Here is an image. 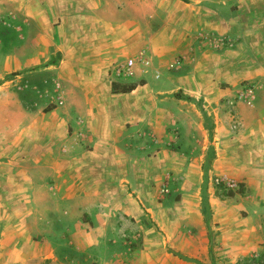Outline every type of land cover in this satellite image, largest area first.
<instances>
[{"label":"crops","instance_id":"obj_1","mask_svg":"<svg viewBox=\"0 0 264 264\" xmlns=\"http://www.w3.org/2000/svg\"><path fill=\"white\" fill-rule=\"evenodd\" d=\"M128 9L131 11L132 19L129 21L131 27L124 31L127 33L126 38L120 39L122 30L115 28L120 27V22H114L116 23L114 26L103 23L105 28L114 30L110 36L111 41L105 39L91 41L94 43L91 46L85 43L76 47L59 44L64 56L61 67L54 70H57L59 82L57 85L64 90L68 80L67 64L79 54L92 66L90 77H93L97 89L104 92L106 86L107 93H111L112 96L123 95L121 100L113 101L121 109V114L117 117L113 114L117 122L111 127L112 132L116 133L115 138L118 141H127L129 148H136L132 153L134 158L137 159L138 155L148 162L147 171L153 173V180H150L149 184L156 188L157 192H154L152 198L145 199L138 192L140 196L137 198L127 195L121 199L112 189L118 190L120 185L124 187L125 182L135 189L129 181L122 180L120 183H113L110 188L87 193L83 191L81 184L70 180L68 176L70 164L55 163L56 145L61 143L66 146L63 155L68 157L76 153L81 154L83 150L79 146L72 149L69 141L71 139L68 140L64 132L62 136L59 135L57 128L60 127V123L64 126L70 124L76 131L73 132L76 135L74 138H88L92 142L95 141L97 146H100L98 143L105 138L95 135L89 126L91 123L89 118L81 116L76 111L65 113L56 109L50 115L41 114V108L50 102L52 95L47 92L37 95L36 88L39 90L38 83L48 84L50 75H54L51 71H42L31 76H21L18 102L17 97L15 103L12 98L8 99L9 94L0 101V107L2 105L6 111L0 114V228L6 226L7 220L13 219L14 235L26 234L27 231H22V228L28 227L29 218L23 214L29 213L32 214L31 219L36 222L35 225L28 222L34 227V231L44 227L40 224V218L47 220V223H44L46 227L49 221L57 218L62 221L60 227L65 229L71 212H77L81 215L87 214L96 220L95 228L98 232L113 236L118 233V228L122 227L119 219L124 217L126 223L123 228L140 229L142 232L140 234L144 237L143 250L136 257L141 264L145 261L147 264H180L181 260L175 257L179 256V252L182 254L188 252L186 264H199L200 260L205 261L209 258L211 246L204 216V205L209 201L208 197L207 201H204L203 197L205 188L209 186L208 182L215 177L242 180L246 176L252 179L256 173V170H245L248 161L239 158L236 143L238 139H230L229 130L224 125L221 113H217L218 106L213 103L212 97L214 90L218 95L225 93L224 90L217 88L216 81L230 87L239 86L246 80L264 85V0H245L236 13L230 11L232 19L229 20L214 14L212 16L210 15L212 9H207L209 13L205 28L222 39L231 40V37H237V34V44H233L232 49L229 47L221 52L217 62L210 52L200 57L197 53L196 60L194 59L196 62L194 61L189 72H182L181 78H167L168 82L163 83L158 82L161 75H156L157 71L153 73L150 61L166 62V57L177 53L174 50L178 49V44L182 41L173 36L172 30L166 29L167 26L157 37L151 38L149 29L144 25L145 21L133 15L141 6L128 5ZM215 10L213 9L214 12ZM196 22V26L199 27V20ZM48 27L50 25L46 26ZM106 32L108 31L105 29L100 34ZM146 37L147 46L151 51L144 54L145 60H150L148 64L134 65L130 76L122 78L123 81L115 82L143 85L138 86L130 94H113L112 83L108 78L110 66L117 62L126 65L125 50L135 52L137 55L142 54L146 48L140 47V41L145 43ZM186 42L187 44L184 42L182 45L192 51L193 43L188 40ZM123 45L124 51L119 52V47ZM160 45L164 47L159 49ZM37 48V51L28 54V60L37 54L38 59L42 57L47 59L50 56L46 50L40 52L39 45ZM150 53L153 59L150 58ZM24 58L20 55L16 57L19 66L23 65L21 60ZM148 71L160 85L151 87L147 83ZM51 81L54 84L56 82L53 79ZM168 87L171 90L165 91L164 89ZM30 89L33 90L35 98L29 99L26 96ZM175 94L178 95L174 96ZM35 95L40 100H37ZM62 99L64 107L63 96ZM12 104H16V107ZM79 104L80 107H85V102L79 100ZM17 105L25 113H23L25 120L14 115ZM29 108L31 113L26 115ZM71 115L81 117L72 121ZM231 146L236 148L235 155L230 153ZM11 158H16L14 168L11 163L7 164ZM7 171L33 173L34 181H31L29 192L25 191L29 187L28 184L23 189L19 180L6 175ZM172 176L181 179L179 189L184 196L181 201L166 199L158 202L156 197L159 189L166 178ZM7 187L11 190L6 189ZM23 204L29 206L25 207ZM210 204L214 208V200H210ZM90 206L94 208L90 209ZM222 210V206L218 207L220 218L224 215ZM228 212L231 214L230 210ZM24 219L27 220L25 225ZM78 227L85 229L81 225ZM152 227L162 233H153ZM18 229L21 231H16ZM246 246L244 244L238 247L239 252L246 253L250 245Z\"/></svg>","mask_w":264,"mask_h":264},{"label":"rangeland","instance_id":"obj_2","mask_svg":"<svg viewBox=\"0 0 264 264\" xmlns=\"http://www.w3.org/2000/svg\"><path fill=\"white\" fill-rule=\"evenodd\" d=\"M142 1L0 0V101L6 94L10 95L8 99L12 98L14 103L16 97L17 102L18 99L20 100L21 76H31L42 71L54 73V75H50L48 84L46 82L38 83L39 90L36 88L37 95L41 92L52 95L50 102L41 108V114L50 115L56 109L57 111L63 110L65 113L76 111L81 116L89 118L91 121L89 126L96 133L95 135L105 138L101 139V142L98 143L100 146H97L95 141H93L94 144L88 138H74L76 135L73 132L76 131L70 127V124L64 126L63 123H60V127L57 128L60 136L64 132L68 140L71 139L69 141L72 149L80 147L83 151H81L82 155L76 153L71 157L64 156L63 150L66 149V146L60 143L56 145L55 163L70 164L68 169L70 170L68 173L70 180L81 184L83 191L87 193L110 188L113 183H120L122 180L129 181L131 185L135 186V189L126 182L124 187L120 185L118 190L112 189L114 193L119 194L121 199L127 195L135 198L140 195L145 199L152 198L154 192L157 191L149 184L150 180H153V173L147 171L148 162L138 155H136L137 159L134 158L132 153L136 148H129L130 145L127 141H118L115 138L116 133L112 132L111 127L117 122L118 114H121V109L113 101L121 100L123 95L112 96L111 93H107L106 86L104 92L97 89L93 77H90L92 66L79 54L67 64V85L64 90H61V87L57 85L59 83L57 82V70H54L61 67L64 56L58 45L76 47L87 43V46H91L94 44L91 41L104 39L111 41L110 36L114 30L105 28L103 23L114 26L116 25L114 22H120V27L115 28L122 30L120 39L126 38L127 33L124 31L131 27L129 21L132 19L128 5L131 7L141 6V9L133 12V15L145 21L144 25L149 29L151 38L157 37L159 32L167 26L166 29L172 30L173 36L182 41L178 44V49L174 50L177 53L166 57V62L162 60V62L156 63L146 59L145 64L150 61L153 73L157 71L156 75H161L158 82L163 83L168 82L167 78H181L182 72H189L196 60L197 53L200 54V57L202 54L210 52L217 62L221 52L229 47L232 49L233 44L236 45L238 42L237 34V37L232 36L231 40L222 39L205 28L209 13L207 9H212V11L216 9L215 12L211 11L210 15H218L220 18L229 20L232 19L230 11L236 13L245 0ZM196 7H198L197 10ZM197 20H199V27L196 26ZM47 25L50 27L46 28ZM105 29L108 32L100 34ZM186 40L193 43L192 51L182 45L184 42L187 44ZM144 42L140 41V47L145 46L146 48L143 50V55L145 52H151L147 46V37ZM110 44L113 45L112 42ZM38 45L40 52L46 50L50 56L47 59L43 57L38 59L37 54L28 60V54L37 51ZM163 47L160 45L159 49ZM119 48V52L125 49L124 45ZM132 51L135 50L132 49ZM125 52L124 60L126 62L133 61L134 65L143 64L139 59L140 54L137 55L135 52L127 50ZM18 55L25 57L24 60H21L22 66L17 64L16 57ZM150 58L153 59L151 53ZM119 63H113L109 68L108 78L111 83L123 81L121 79L124 76L119 78L114 75L117 67L125 66L121 64L122 62ZM52 79L56 81L55 84L51 81ZM147 81L151 87L160 85L153 76H150L149 71ZM216 84L218 89L225 91L223 95H218L215 90L213 92L212 100L218 106L217 113H221L220 116L225 121L224 125L229 130L230 139H238L239 143L236 142L239 149L238 156L240 159L248 161L245 170H256V173L252 179L246 176L242 180L215 177L211 179V182H208L209 186L205 188L204 196H202L204 201H207V197L209 201L207 205H204V216L211 246L209 258L205 261L200 260L199 264H239L246 260H259L264 256V85L247 80L239 86L233 87L221 82L217 83V81ZM169 88L164 90H171ZM248 94L252 95L248 96ZM26 96L32 99L34 97L33 90L30 89ZM62 96L64 107L62 106ZM36 99L40 100L37 96ZM79 100L85 102V107H80ZM12 105L16 107V104ZM34 107L37 108V106ZM4 112L6 111L1 105L0 114ZM23 113L21 107L17 105L16 113L13 114L21 119L25 116ZM30 113L31 109L29 108L26 115H30ZM113 114L116 116L115 118H113ZM71 116L72 121L81 117ZM99 147L100 152H98ZM231 147L230 153L235 155L236 148ZM9 163L14 168L16 158H11L10 161H7V164ZM255 163L256 166H254ZM32 174L19 171H7L6 173L7 176L19 180L23 189L28 184L29 187L25 189L27 193L31 181H34ZM222 179H227L236 185L233 190L234 197L227 196L230 190L225 185L217 184V181ZM180 180L178 176L166 178L158 191L156 197L158 202H163L166 199L181 201L184 194L180 193ZM92 199L95 198L92 197ZM210 200H214L215 210L210 204ZM23 206L29 205L23 204ZM220 206L223 207L222 211L224 212L221 218L218 216V207ZM92 208L94 206H90V209ZM229 210L231 214L228 212ZM23 215L29 218L28 221L23 220V225L27 221L28 227L22 228V231H27L26 234L14 235L15 221L13 219L7 220L6 226L0 228V264H141L136 260V257L143 250L144 237L141 236L140 229L123 228L126 223L124 217L119 219V224L122 227L118 228V233L107 236L96 230V220L94 221L87 214L71 212L65 229L60 227L62 221L57 218L48 220V227L45 226L47 220L44 221L40 218V224H43L44 227L36 231L30 225L31 222L34 225L36 223L34 219H31L32 214L24 213ZM79 215L80 218H78ZM78 225L85 229L79 228ZM154 228H151L154 230L153 233H162L158 228V231ZM246 243L250 245V249L246 253L239 252L238 247L244 244L246 246ZM187 253L179 252V256H175L181 260L180 264H186ZM143 263L147 264L146 261Z\"/></svg>","mask_w":264,"mask_h":264},{"label":"trees","instance_id":"obj_3","mask_svg":"<svg viewBox=\"0 0 264 264\" xmlns=\"http://www.w3.org/2000/svg\"><path fill=\"white\" fill-rule=\"evenodd\" d=\"M183 2H187V0H181ZM143 85V83H132V84H120V83H112V93L113 94H130L137 89L138 86ZM235 192L230 190L227 193V196L232 198L234 197ZM239 264H264V256L260 257L259 260H246L240 262Z\"/></svg>","mask_w":264,"mask_h":264},{"label":"built area","instance_id":"obj_4","mask_svg":"<svg viewBox=\"0 0 264 264\" xmlns=\"http://www.w3.org/2000/svg\"><path fill=\"white\" fill-rule=\"evenodd\" d=\"M140 61L143 63H146V60L144 58L143 54H140ZM134 65L133 61H128L125 66H120L117 67L116 70L114 71V75L116 77L121 78L122 76H130L132 74V67ZM252 94H248V96H251ZM218 185H225L227 189L229 190H234L236 188V185L234 183L229 182L227 179H222L217 181Z\"/></svg>","mask_w":264,"mask_h":264}]
</instances>
